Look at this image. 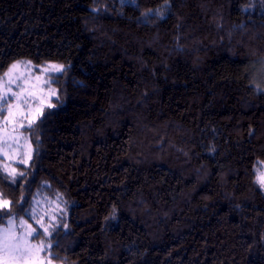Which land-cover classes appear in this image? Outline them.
I'll return each instance as SVG.
<instances>
[{"label": "trees", "instance_id": "trees-1", "mask_svg": "<svg viewBox=\"0 0 264 264\" xmlns=\"http://www.w3.org/2000/svg\"><path fill=\"white\" fill-rule=\"evenodd\" d=\"M170 3L151 24L131 0L123 17L110 3L95 19L92 0H0V69L18 56L70 69L54 81L63 100L37 117L28 188L47 177L75 200L61 243L73 264H264V195L250 179L264 96L246 83L264 27L226 34L264 17H245L244 0Z\"/></svg>", "mask_w": 264, "mask_h": 264}, {"label": "clouds", "instance_id": "clouds-1", "mask_svg": "<svg viewBox=\"0 0 264 264\" xmlns=\"http://www.w3.org/2000/svg\"><path fill=\"white\" fill-rule=\"evenodd\" d=\"M110 3L121 5L119 15H125V0H92V18L104 15ZM131 3L141 21L151 24L166 20L171 9L170 0H162L155 9L139 7V0ZM240 12L248 18L264 17V0H244ZM216 27L219 30L224 25L218 22ZM260 27L264 25L245 19L226 29L227 38L231 40L236 30L244 35ZM69 70L63 63H37L30 56H18L0 69V264H73L61 243L72 230L69 216L75 200L47 177H40L31 191L28 188L43 148L37 117L45 107H55L52 98L63 100L53 86L52 74L63 72L67 76ZM246 83L252 95L264 96V54L253 61ZM250 179L264 195V158L253 161ZM109 218L117 219L116 207Z\"/></svg>", "mask_w": 264, "mask_h": 264}, {"label": "rangeland", "instance_id": "rangeland-1", "mask_svg": "<svg viewBox=\"0 0 264 264\" xmlns=\"http://www.w3.org/2000/svg\"><path fill=\"white\" fill-rule=\"evenodd\" d=\"M53 63H57V62H53ZM63 73V72H62ZM60 73H53L52 75H53V81H55V79H56V77L59 75ZM53 86H55L56 87V84H55V82L53 83ZM53 99H55V98H52V100ZM46 108V107H45ZM44 108V109H45ZM43 113V112H42ZM41 115V114H40ZM40 115H38V116H40ZM33 264H47V262H44V261H34L33 262Z\"/></svg>", "mask_w": 264, "mask_h": 264}]
</instances>
